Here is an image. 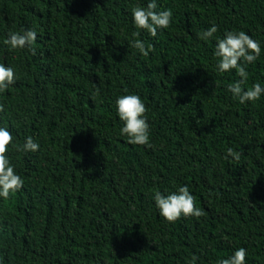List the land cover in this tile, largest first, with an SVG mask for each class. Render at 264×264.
<instances>
[{"label": "trees", "instance_id": "1", "mask_svg": "<svg viewBox=\"0 0 264 264\" xmlns=\"http://www.w3.org/2000/svg\"><path fill=\"white\" fill-rule=\"evenodd\" d=\"M148 2L0 0V63L17 76L0 92V127L40 145L9 147L24 186L0 197V264H218L240 247L264 264V94L239 103L228 85L241 77L215 56L217 38L245 31L261 55L242 87H264V0H156L173 12L156 37L132 18ZM22 29L37 32L35 56L4 44ZM127 94L148 109L153 148L120 135L115 102ZM229 147L239 161L224 158ZM183 185L206 215L170 223L154 193Z\"/></svg>", "mask_w": 264, "mask_h": 264}, {"label": "clouds", "instance_id": "2", "mask_svg": "<svg viewBox=\"0 0 264 264\" xmlns=\"http://www.w3.org/2000/svg\"><path fill=\"white\" fill-rule=\"evenodd\" d=\"M156 0H149L146 7L136 6L132 9L133 22L137 29L146 30L152 37L157 36L158 29L169 28L173 12L171 9L156 11ZM218 31L213 24L210 28L199 34L200 39L207 41ZM138 36L139 32L133 33ZM37 40L35 29L21 30L20 32H9L8 38L4 44L9 46L10 50L25 49L35 56L37 50L33 47ZM131 47L138 49L140 54L148 56L153 50V45L145 43L139 39L131 42ZM261 55V45L259 41L254 40L245 31H226L223 38H217L215 56L218 58L217 68L219 72H228L233 69L240 80L228 85V90L234 98L239 99V103L244 104L248 101H258L264 94V87L255 83L251 88L245 90L242 85L247 81L249 73L246 70L248 64L255 63ZM243 62V63H242ZM17 76L15 70L0 63V92L6 91L14 85ZM99 87H95L93 97L99 94ZM127 92V89H125ZM116 111L118 117L124 122L120 129V135L127 137V142L132 145H143L153 148L150 142V126L147 121L146 113L148 111L145 103L139 95L127 94L121 95L116 100ZM5 111V105L0 103V112ZM23 152H36L40 145L34 141L32 136H28L23 145L14 143L13 134L8 128L0 127V197L7 200L10 194L18 192L24 186V180L17 174L15 166L8 158L9 147ZM232 156L236 161L240 160V153L229 147L225 159ZM211 194V190H210ZM155 206L159 214L168 222L175 223L182 216L200 218L206 213L203 209L196 206V198L190 192L188 185H183L177 191L163 194L160 191L154 193ZM247 250L240 247L234 253L224 259H220L218 264H246ZM198 257L193 255L188 264H196Z\"/></svg>", "mask_w": 264, "mask_h": 264}]
</instances>
